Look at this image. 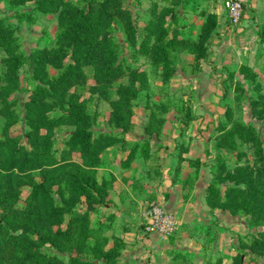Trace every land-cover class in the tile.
<instances>
[{
	"label": "rangeland",
	"instance_id": "374dc122",
	"mask_svg": "<svg viewBox=\"0 0 264 264\" xmlns=\"http://www.w3.org/2000/svg\"><path fill=\"white\" fill-rule=\"evenodd\" d=\"M225 1L114 0L104 10L102 5H92L96 14L105 13L106 22L113 19L106 29L125 72L108 84V92L104 90L107 83L102 85L96 76L95 65L84 64L83 76L71 90L57 87V106L41 109L47 117L57 118L67 111L72 93H77V104L94 118L91 141L99 139L101 147V161L95 168L98 195L90 196L84 188L71 191L68 178L77 172L71 165L84 162L80 149H71L77 127L53 120L36 129L46 134L44 126L50 127L55 166L61 165L60 181L51 190L60 203L62 228H76L77 222L68 212L72 203L76 209L88 210L94 235L98 239L99 234V240L106 241V248H119L120 256L126 249V260L139 264H238L240 257L241 264H264V211L259 214L239 202L226 208L221 205L239 186L229 178L230 174L255 171L254 176H244L250 182L254 177L256 185L260 180L258 190L264 191V42L260 40L264 24L260 30L252 31L248 38L252 43L244 40L243 26L252 10H262L264 0H260L261 5L252 6L248 0L237 22L230 18ZM64 2L70 4L64 6L82 10L88 7L87 0ZM36 4L34 0H0V18L14 28L21 54L41 55L59 47L60 10H42ZM120 7L124 11L120 12ZM150 23L155 24L151 34ZM161 23L167 31L162 42L173 65L171 73L166 64L154 58L159 39L157 27ZM148 34L150 40L146 39ZM3 57L0 47V61ZM68 61L67 58L65 64ZM38 68L45 82L57 79L63 71L50 63ZM1 72L2 69L0 76ZM36 72L29 64L20 70L22 89L16 95L23 105L24 101H53L37 88L41 74ZM132 78L139 91L130 101V117L118 125L113 118V103L119 99L116 89ZM14 107L21 119L10 130L14 135H23L22 141L28 145L25 133L31 126L23 109L20 111L18 104ZM227 108L230 117L224 116ZM236 124L252 126L259 142L248 132L244 137L235 134L234 139L220 146V139ZM5 126L6 118L0 111V140L5 137ZM109 134L111 143L100 137ZM89 152L94 154L95 150ZM41 173L39 169L31 174L40 181ZM214 181L220 189V199L208 189ZM240 187L248 191L244 183ZM31 190L29 185L21 187L16 213L4 220L14 237L24 234L20 217ZM216 199L217 205L213 204ZM153 203L173 213L177 220L174 231H146L143 216L146 207ZM49 212L47 209L44 213ZM1 213L0 208L3 221ZM57 228L53 225V229ZM95 240L92 237L86 244ZM43 247L64 260L77 251ZM131 250L134 253L129 254ZM79 255L92 257L87 249Z\"/></svg>",
	"mask_w": 264,
	"mask_h": 264
},
{
	"label": "trees",
	"instance_id": "16d2710c",
	"mask_svg": "<svg viewBox=\"0 0 264 264\" xmlns=\"http://www.w3.org/2000/svg\"><path fill=\"white\" fill-rule=\"evenodd\" d=\"M34 1L37 3V7L42 10L49 8L60 10L62 32L59 36L58 48L43 51L41 55L34 53L25 55L19 52L14 28L6 25L4 20L0 18V47L4 52V57L0 61L2 64V67H0L2 69V76H0V111L2 116L6 118L5 137L0 140V208L2 209L1 218L3 219V221L0 220V264H116L120 257L119 248H106V241H100L99 234L97 239L87 209H76L70 203L68 212L72 216L71 219L77 222L76 228L66 230L61 227L63 219L59 212L60 203L51 190L52 186L58 183L59 174L61 173L59 166L61 165L55 166L54 155L51 152L50 127L48 125L44 126L48 130L46 134H41L36 130L43 126V122L50 123L53 120L77 127L71 149H80L84 162L83 165L72 163L71 166L75 167L77 172L68 178L70 190L77 192L79 188H84L87 193L91 194L90 196H97L98 183L95 179V168L101 161L99 155V148L101 147L98 145L99 139L98 142L91 141L94 118L77 104L78 96L75 92L72 93V104L70 103L67 111L62 112L59 117H47L46 112L41 109L44 110L45 107L52 109L57 106L55 103L59 100V89L57 87L71 90L72 85L79 80L80 76H83L82 66L84 64L95 65L96 76L102 85L107 83L108 86V84H112L113 81L123 75L125 71L117 56L118 50L110 36V32L106 29V26L109 29L113 19L108 18L106 22L105 13L102 11L99 15L96 14L94 12L96 7L92 6L102 5L104 10L106 6L112 5L114 0H87L86 5L88 7L86 10L64 6L70 5L65 3L64 0ZM248 2L245 3L244 9L247 7ZM122 8H119L120 12L124 11ZM162 24L157 27L159 39L155 45L154 58L158 63L166 64L171 73L174 69L168 51L165 49V44L162 42L163 36L167 34ZM153 25L155 24L150 23V34L155 32L151 29ZM150 34L146 36L147 40H150ZM261 40L264 41V34L261 35ZM67 58L69 61L65 64ZM49 63L62 67L63 71L57 79L45 82L43 75L39 73L38 67ZM25 64L34 66L35 70L38 71L36 73L41 74L38 77L40 83L37 88L40 89V93L52 98L53 101H50L52 104L47 101L37 103L35 100L31 102L24 101V105L22 104V99L16 95V92L22 89L20 70ZM170 73L168 76H171ZM140 78H142L144 84V74L141 73ZM135 82L137 81L132 78L128 84H120L116 89L119 99L113 103V118L118 125L123 118H129L132 113V102L130 101L137 96L139 91L138 87L135 86ZM107 86L104 87L105 91L110 87ZM16 104L21 108L20 111L23 109L24 116H26L25 118L31 126L25 133L26 138H28V145L22 141L23 135H14L10 130L21 119L18 115L20 112L14 107ZM229 115L230 108H227L224 116L230 117ZM254 131L255 129L252 126L236 124L235 129L225 134L218 143L221 146L228 139H234L235 134L244 137L249 134L248 132L252 133L254 140L257 139V143L259 141ZM111 136L110 134L100 135L101 139H110L108 143L113 140ZM89 149H94L95 153L91 154ZM259 154L262 156L261 144L259 145ZM261 158V166L264 167V157ZM39 169L42 171L43 176L40 181H37L31 173ZM254 172L251 170L249 174L237 172L238 174L229 175V178L239 186L235 188L237 191L233 195L230 194L227 199L222 201V206L226 208L233 206L232 204L237 205L239 202L240 205L248 204L251 209L259 214L263 213L264 191L258 190L257 186L262 182L259 180L256 185L254 177H251L250 182L244 176H254ZM242 183L246 185L248 191H243L244 189L240 187ZM24 185L32 187L28 195L29 198H27L28 202L23 210L24 215L20 217L22 218L20 228H22L24 234L14 237L10 232L12 228L4 220L16 213V204L21 196V187ZM208 189L212 192V196L213 193H216V198L220 199V189L215 181L209 185ZM92 198L98 200L99 197ZM99 200L103 201V198H99ZM216 202L217 199L212 203L217 205ZM47 209L52 213L45 214L44 212ZM232 210L233 213H236L235 209L232 208ZM53 225H58V228L53 229ZM92 237L96 238L94 243L91 245L86 244ZM63 240L70 243H63ZM46 245L58 251L69 249H76L77 251L75 255L70 254L68 260H64L56 253L44 251L43 246ZM85 249L92 254V257L79 255ZM241 263L242 260L239 257L238 264Z\"/></svg>",
	"mask_w": 264,
	"mask_h": 264
},
{
	"label": "built area",
	"instance_id": "2783aa9c",
	"mask_svg": "<svg viewBox=\"0 0 264 264\" xmlns=\"http://www.w3.org/2000/svg\"><path fill=\"white\" fill-rule=\"evenodd\" d=\"M248 0H226L225 6L228 10L229 16L234 21H239L243 11L244 5ZM145 229L148 232L158 231L162 234H169L176 228L177 220L173 213L163 209L159 204L148 205L144 212Z\"/></svg>",
	"mask_w": 264,
	"mask_h": 264
},
{
	"label": "crops",
	"instance_id": "0c3cea01",
	"mask_svg": "<svg viewBox=\"0 0 264 264\" xmlns=\"http://www.w3.org/2000/svg\"><path fill=\"white\" fill-rule=\"evenodd\" d=\"M261 3L262 2H260V0H251V2L248 5H250V6H252V5H261ZM252 17H255V18L253 20L249 19V18H252ZM247 18L248 19H246L244 21V23H243L244 29L246 31L244 33V36H246V38L244 40H248L249 36L252 35V31H254L255 28L257 30H260L262 28V26L264 24V4H263V7H262L261 11H257L256 12V11L252 10L248 14ZM260 40H261V37H260ZM246 42L252 43L251 40H248ZM261 42H264V41L261 40ZM128 252H129V254L134 253V251H132V250L128 251ZM116 264H139V263H137L136 261H134L132 259L126 260V249H125L123 255L119 257V260H118V262Z\"/></svg>",
	"mask_w": 264,
	"mask_h": 264
}]
</instances>
